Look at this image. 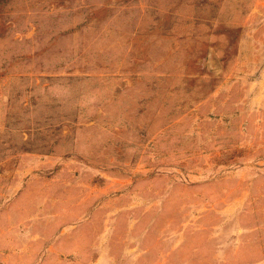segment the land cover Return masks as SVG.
<instances>
[{
  "label": "rangeland",
  "instance_id": "obj_1",
  "mask_svg": "<svg viewBox=\"0 0 264 264\" xmlns=\"http://www.w3.org/2000/svg\"><path fill=\"white\" fill-rule=\"evenodd\" d=\"M0 264H264V0H0Z\"/></svg>",
  "mask_w": 264,
  "mask_h": 264
}]
</instances>
